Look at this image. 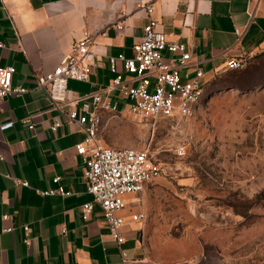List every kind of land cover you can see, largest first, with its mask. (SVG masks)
Returning a JSON list of instances; mask_svg holds the SVG:
<instances>
[{
    "label": "crops",
    "instance_id": "obj_1",
    "mask_svg": "<svg viewBox=\"0 0 264 264\" xmlns=\"http://www.w3.org/2000/svg\"><path fill=\"white\" fill-rule=\"evenodd\" d=\"M141 1L152 6L149 15L136 6L137 0H0V67L12 66L13 86L26 89L1 103L0 124L11 121L12 126L0 130V264H117L121 251L129 264H158L141 246V219L131 218L142 212L138 199L144 190L126 197L121 244L110 237L97 204L82 216L81 206L92 196L86 192L85 166L75 146L85 133L60 114L37 86L35 74L50 72L88 31L95 65L87 82H67L68 99L61 105L64 112L82 113L84 106L90 112L93 104L80 98L110 82L109 57L130 56L152 18L168 41L183 43L190 53L191 62L180 70L183 80L199 68L207 86L227 71L229 59L245 62L264 54V0ZM172 57L161 53L165 63ZM117 69L128 80L121 61ZM26 117L29 121L22 123ZM55 119L61 124L52 131ZM100 140L111 144L102 136ZM56 176L64 194L40 195L37 191L57 187ZM14 179L28 186H16ZM2 214L8 219L2 220ZM24 224L31 228L29 246L22 241ZM5 226L13 230L3 232Z\"/></svg>",
    "mask_w": 264,
    "mask_h": 264
},
{
    "label": "rangeland",
    "instance_id": "obj_2",
    "mask_svg": "<svg viewBox=\"0 0 264 264\" xmlns=\"http://www.w3.org/2000/svg\"><path fill=\"white\" fill-rule=\"evenodd\" d=\"M241 87H208L191 116L155 127L105 114L112 147L148 148L163 173L139 197L141 246L158 264H264V59ZM184 146V154L175 153Z\"/></svg>",
    "mask_w": 264,
    "mask_h": 264
},
{
    "label": "built area",
    "instance_id": "obj_3",
    "mask_svg": "<svg viewBox=\"0 0 264 264\" xmlns=\"http://www.w3.org/2000/svg\"><path fill=\"white\" fill-rule=\"evenodd\" d=\"M136 6L144 9L147 15L152 12V6L141 0H137ZM157 25L156 20L148 18L140 40L132 46L131 55L109 57V70L114 74L113 78L100 91L80 98L86 104H93L94 108L90 112L85 111V106L81 110L82 113H78L76 109L64 112L61 105L68 99L67 82H87L90 70L95 65V53L91 49L93 39L88 31H83L82 36L71 44L69 52L50 72L35 74L37 86L45 92L60 114L68 122H75L85 133L83 141L75 146V152L83 158L86 192L92 196V200L82 204L81 213L83 217L88 216L94 204H97L109 235L117 244L124 242L121 234L124 219L120 212L126 206V197L141 193L146 184L163 173V168L148 148H118L102 143V113L106 112L114 117L127 114L136 121L154 128L160 120L191 116L202 106L204 94H209L208 88L201 81L202 71L199 68L194 70L191 77L185 74L183 80L180 70L189 65L191 55L183 43L168 41ZM117 27L121 28L120 25ZM234 31L239 33L237 28ZM163 51H168L173 56L168 63L162 61ZM118 61H121L128 80L118 71ZM242 66L243 61L235 58L226 62L227 69ZM13 72L12 66L0 67V110L6 97L20 95L26 91L24 87L13 86ZM114 93L115 96L112 95ZM120 101L123 102L122 106ZM28 121L27 117L21 119L22 123ZM60 124L61 122L55 119L50 126L51 130L55 131ZM11 126V121L1 123L0 130ZM28 128L32 129L33 126L29 124ZM184 152L183 145L176 147L177 155L182 156ZM59 180L56 176L53 182L58 184ZM14 184L28 186L27 181L19 179H14ZM37 192L42 196H49L64 194V189L58 184L55 188ZM8 217V214L1 216L2 220ZM142 217V213L131 215L132 220ZM21 229L22 241L29 246L31 228L24 224ZM12 230L9 226L2 228L3 232ZM129 263L125 252L121 251L117 264Z\"/></svg>",
    "mask_w": 264,
    "mask_h": 264
},
{
    "label": "trees",
    "instance_id": "obj_4",
    "mask_svg": "<svg viewBox=\"0 0 264 264\" xmlns=\"http://www.w3.org/2000/svg\"><path fill=\"white\" fill-rule=\"evenodd\" d=\"M260 59H264V54L258 55L253 59L243 61V66L237 69H227L226 72L220 74L206 87L214 88L215 86H223L224 84H232V86L241 87L242 83L237 80H228L225 77L229 76L231 79H240L241 75L246 76L255 73L257 69L261 67Z\"/></svg>",
    "mask_w": 264,
    "mask_h": 264
}]
</instances>
